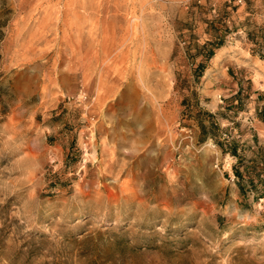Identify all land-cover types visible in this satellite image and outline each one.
Segmentation results:
<instances>
[{
  "label": "rangeland",
  "instance_id": "374dc122",
  "mask_svg": "<svg viewBox=\"0 0 264 264\" xmlns=\"http://www.w3.org/2000/svg\"><path fill=\"white\" fill-rule=\"evenodd\" d=\"M251 24L264 0H0V264H264Z\"/></svg>",
  "mask_w": 264,
  "mask_h": 264
},
{
  "label": "trees",
  "instance_id": "16d2710c",
  "mask_svg": "<svg viewBox=\"0 0 264 264\" xmlns=\"http://www.w3.org/2000/svg\"><path fill=\"white\" fill-rule=\"evenodd\" d=\"M213 23L209 25V29L212 32L211 39L207 42H205L202 45L198 44H191L187 48V52L189 53L190 48H193L195 50V53L192 54L190 57L193 61L196 59H200V61L197 63L196 68L193 70V76L195 81H198L204 74L205 66L206 64L214 57L215 52L219 50L223 44H224V34L225 31L227 32L228 29L223 30V34L219 35V28L213 27ZM246 38L247 41L253 46L252 51L258 55L261 59H264V25L263 26H256L255 24H251L249 26V30L246 31ZM239 91L236 95L231 97L227 100V109L229 110H236L241 111L243 104H242V95L246 96L247 98V92L246 90H243L241 83H239ZM206 116L209 119H213L212 115L209 113H206ZM258 116L261 120H264V106L259 110ZM199 124L201 126V130L203 133L207 129L201 121H199ZM210 129H217V125L211 121L209 124ZM228 154H230L233 157H238L236 147L233 146V144L229 145ZM263 158V157H262ZM246 171L248 169L246 168ZM254 174H256L257 179L261 185L259 190H264V159H261L260 162L257 164V166H254ZM240 177V175H238ZM253 186V190L258 193L259 191L256 189V186L253 185L252 181L250 183ZM239 188L242 189V187ZM242 191V190H241Z\"/></svg>",
  "mask_w": 264,
  "mask_h": 264
},
{
  "label": "bare ground",
  "instance_id": "6f19581e",
  "mask_svg": "<svg viewBox=\"0 0 264 264\" xmlns=\"http://www.w3.org/2000/svg\"><path fill=\"white\" fill-rule=\"evenodd\" d=\"M139 92H140V91H139ZM142 94H143V92H142ZM96 102H97V101H96ZM99 103H100V102H99ZM121 105H122V104H121ZM127 107H128V106H127ZM127 107H126V109H127ZM126 109H125V110H126ZM125 110H124V111H125ZM128 114H129V113H128ZM128 114H127V116H128ZM16 117H17V115H16ZM128 117H129V116H128ZM130 120H131V119H130ZM132 123H133V121H132ZM151 124H152V123H151ZM166 127H167V126H166ZM163 130H164V129H163ZM167 130H169V129H167ZM107 131H108V130H107ZM15 132H16V131H15ZM168 132H169V131H168ZM151 133H152V132H151ZM149 134H150V133H149ZM152 135H153V134H152ZM152 135H151V136H152ZM154 136H155V135H154ZM131 145H132V144H131ZM29 146H31V145L29 144ZM32 146H33V147L30 149V151H31V154H30V155H31V157H34V159H35V158H36V155H38V152H39V151H38L39 145H38V143H37V144L35 143V144H33ZM131 147H132V146H131ZM131 147H130V148H131ZM160 147H161V146H160ZM160 149H161V148H160ZM20 150H21V148H20ZM112 151H114V150H112ZM130 151H131V150H130ZM109 154H110V152H109ZM125 155H126V154H125ZM112 156H113V155H112ZM127 156H128V155H127ZM136 156H137V155H136ZM29 158H30V156H29ZM110 159H111V158H110ZM111 162H112V161H111Z\"/></svg>",
  "mask_w": 264,
  "mask_h": 264
}]
</instances>
